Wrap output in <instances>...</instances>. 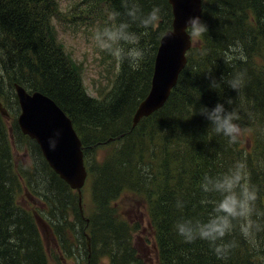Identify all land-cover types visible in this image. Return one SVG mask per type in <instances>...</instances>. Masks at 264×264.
Instances as JSON below:
<instances>
[{
  "label": "trees",
  "instance_id": "obj_1",
  "mask_svg": "<svg viewBox=\"0 0 264 264\" xmlns=\"http://www.w3.org/2000/svg\"><path fill=\"white\" fill-rule=\"evenodd\" d=\"M132 2L141 15L158 8L159 21L148 29L132 23L123 0H80L75 6L80 23L97 30L129 22L145 50L138 70L117 62L109 93L98 98L88 94L81 64L59 40L56 23H73L75 16L69 19L59 0H0V98L10 108L8 118L0 115V264H50L43 225L63 258L84 251L82 264H102L104 259L148 264L133 243L140 222L131 224L110 205L123 193L146 204L158 264H264V230L256 233L258 248H253L237 224L223 241L235 246L218 258L207 241L187 243L174 228L181 219L207 218L210 206L200 203L203 176L221 174L237 161L246 164L258 193L256 209L264 212V0H203L208 31L193 39L187 65L164 107L136 127L133 117L150 92L160 40L172 28L173 13L169 0ZM105 56L107 62L113 58ZM236 73L244 79L239 93L223 83ZM212 78L221 87L212 89ZM16 84L47 95L72 120L83 142L87 182L97 206L90 216L81 211L78 192L50 168L36 141L21 132ZM217 103L240 116L242 131L235 144L212 131L199 114L201 106ZM8 131L20 138L18 144L24 140L30 147L31 162L16 157L19 148L14 151ZM108 139L120 143L118 148L97 160V148Z\"/></svg>",
  "mask_w": 264,
  "mask_h": 264
},
{
  "label": "clouds",
  "instance_id": "obj_2",
  "mask_svg": "<svg viewBox=\"0 0 264 264\" xmlns=\"http://www.w3.org/2000/svg\"><path fill=\"white\" fill-rule=\"evenodd\" d=\"M122 6L126 9L130 21L138 23L145 29L154 26L160 19L158 8L141 15L138 5L132 0H123ZM186 25L185 31L191 40L208 31L207 25L199 17L189 18ZM130 28L129 22L113 23L98 29L93 40L100 50L114 57L118 63L126 61L130 68L138 70L140 62L145 57V50L139 46L140 37ZM172 35L174 34H168V37ZM239 58L244 59L242 53ZM229 62L225 61V63ZM223 83L239 93L244 84L243 74L236 73L231 79L224 77ZM210 87L218 89L221 83L212 78ZM226 102L228 105L233 104L231 98ZM199 114L210 122L212 131L226 137L230 145L238 142L242 130L237 123L240 116L235 109L228 110L224 103H217L213 108L201 106ZM49 143L54 149L56 141L50 140ZM200 187L205 194L200 203L210 206L208 216L204 220L187 218L177 221L174 225L177 234L187 243L197 239L207 241L217 257L224 258L235 246V242L223 241L238 224L240 234L253 248H258L256 233L264 230V225L260 223V218H264V212L256 209L258 193L250 183L246 164L237 161L221 174L214 176L205 174ZM176 206L182 208L183 204L177 201ZM254 216L257 219H253Z\"/></svg>",
  "mask_w": 264,
  "mask_h": 264
},
{
  "label": "water",
  "instance_id": "obj_3",
  "mask_svg": "<svg viewBox=\"0 0 264 264\" xmlns=\"http://www.w3.org/2000/svg\"><path fill=\"white\" fill-rule=\"evenodd\" d=\"M202 1L169 0L173 13L172 29L160 40L151 89L135 112L133 127L143 118L163 108L177 85L179 76L187 65V54L192 48V40L185 31L186 21L191 17L202 20ZM168 34L174 35L168 37ZM15 91L21 109L18 117L21 132L37 142L50 168L72 190L78 192L80 208L83 211L82 189L88 172L83 143L71 119L45 94L29 93L18 84L15 85ZM0 111L3 117H9V112L1 101ZM50 140L56 141L54 149L50 147Z\"/></svg>",
  "mask_w": 264,
  "mask_h": 264
},
{
  "label": "rangeland",
  "instance_id": "obj_4",
  "mask_svg": "<svg viewBox=\"0 0 264 264\" xmlns=\"http://www.w3.org/2000/svg\"><path fill=\"white\" fill-rule=\"evenodd\" d=\"M60 7L68 15V18L71 19V15L75 16V22H62L61 24L56 23L57 30L59 32V40L64 46L65 50L76 64H81L82 67V76H83V85L87 89L88 94L91 97L100 98L103 94L109 93V85L112 86L114 81V76L116 72V66H118L116 59L110 58L108 62L102 61L105 56V51L100 50L94 40L93 36L97 31V28L93 26H88L87 24L80 23L79 17L80 11L75 10L76 4L80 0H59ZM79 8H81L79 6ZM172 29V28H170ZM197 43V42H196ZM105 94V95H106ZM17 100V99H16ZM0 101L3 100L0 98ZM5 102V100H4ZM15 102V101H14ZM18 102V100H17ZM6 103V102H5ZM4 104V103H3ZM19 105V104H18ZM16 105L13 104V110H15ZM16 117L18 119L21 112L20 106L16 108ZM7 111L10 112V108L7 106ZM0 115L1 111H0ZM9 127H14L12 123H8ZM11 129V128H10ZM12 131V129H11ZM14 133V130L12 131ZM12 132H9V136L14 141L13 147L15 155L17 158L23 160L25 163L30 161L28 157L31 153L30 147L26 142H21L18 144L20 138L13 137ZM104 143V147L97 148L96 159L101 160L102 156L105 153L110 152L113 148H118L119 146L116 140H110ZM24 143V144H23ZM31 162V161H30ZM122 194V196L115 202L111 203V206H115L120 216H124L123 219L129 220L131 224H137L140 222L141 230L134 234V246L139 247L142 255H146L145 259L148 264H158L156 253L152 244L153 236L150 232V227L148 225V217L146 214L147 209L145 210V203L132 195ZM82 210L85 216H90L94 209L97 208L94 205L92 191L90 188V183H86L84 191L82 193ZM122 216V217H123ZM41 235L45 241V246L50 257V264H82L86 260L84 251L77 252V255L73 258L66 259L63 258L62 254L57 250V244L54 235L49 231L47 226L41 227ZM150 241V244L148 243ZM54 257L56 258L54 260ZM61 262V263H59ZM102 264H110L108 259H104Z\"/></svg>",
  "mask_w": 264,
  "mask_h": 264
},
{
  "label": "bare ground",
  "instance_id": "obj_5",
  "mask_svg": "<svg viewBox=\"0 0 264 264\" xmlns=\"http://www.w3.org/2000/svg\"><path fill=\"white\" fill-rule=\"evenodd\" d=\"M43 180V179H42Z\"/></svg>",
  "mask_w": 264,
  "mask_h": 264
}]
</instances>
